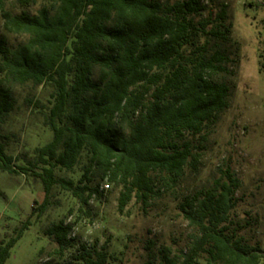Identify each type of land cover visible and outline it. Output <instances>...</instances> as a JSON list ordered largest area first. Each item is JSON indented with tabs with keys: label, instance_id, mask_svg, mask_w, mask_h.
I'll use <instances>...</instances> for the list:
<instances>
[{
	"label": "trees",
	"instance_id": "obj_1",
	"mask_svg": "<svg viewBox=\"0 0 264 264\" xmlns=\"http://www.w3.org/2000/svg\"><path fill=\"white\" fill-rule=\"evenodd\" d=\"M7 1L0 0L3 33L25 39L13 46L0 35V126L19 108L15 88L27 87L23 105L38 111L52 138L32 160L16 163L0 131V169L40 180L44 199L36 211H44L55 185L87 207L111 183L120 188L121 213L132 198L146 208L172 190L185 167H195V150L228 107L230 58L207 46L230 40L227 4L203 17L201 0H13L37 6L34 13H14ZM39 88L49 90L44 101ZM77 165V182L55 174ZM238 186L226 170L212 186L184 196L178 207L195 233L186 252L164 254L159 264H196L200 257L259 264L260 247L230 230ZM28 225L0 244V264ZM71 228L60 220L46 230L59 252L74 245ZM81 249L76 259L106 263L104 246Z\"/></svg>",
	"mask_w": 264,
	"mask_h": 264
},
{
	"label": "rangeland",
	"instance_id": "obj_2",
	"mask_svg": "<svg viewBox=\"0 0 264 264\" xmlns=\"http://www.w3.org/2000/svg\"><path fill=\"white\" fill-rule=\"evenodd\" d=\"M201 1L208 8L203 17L209 11L214 15L222 3L228 6L230 40H210L207 46L210 52L220 49L230 58L227 67L232 73L225 76L230 85L228 107L211 127L201 148L195 150L199 153L195 167L186 166L176 186L150 200L146 208L132 198L122 213L117 209L120 188L108 182H103L107 188L102 187V196L90 199L87 207L55 185L44 211L38 213L44 199L40 180L31 174L14 175L0 169V244L29 219L4 264H85L76 259L82 253V244L94 245L97 250L104 246L105 264H159L164 254L186 252L195 233L179 210L183 197L212 186L226 170L239 181L230 211V230L235 228L245 242L259 246L264 253V0ZM6 7L14 13H34L37 8H20L13 0H8ZM4 35L13 46L25 39ZM27 91V87L15 88L19 108L0 126L7 137L3 140L5 151L19 159L16 163L32 160L35 148L52 138V131L38 111L23 105ZM37 92L43 101L49 94L46 88ZM55 174L77 182L81 168L55 169ZM60 220L71 224L69 237L74 238V245L62 252L46 234ZM196 264L207 263L200 257ZM259 264H264V256Z\"/></svg>",
	"mask_w": 264,
	"mask_h": 264
},
{
	"label": "built area",
	"instance_id": "obj_3",
	"mask_svg": "<svg viewBox=\"0 0 264 264\" xmlns=\"http://www.w3.org/2000/svg\"><path fill=\"white\" fill-rule=\"evenodd\" d=\"M104 187L106 188V187H107V185H104Z\"/></svg>",
	"mask_w": 264,
	"mask_h": 264
}]
</instances>
